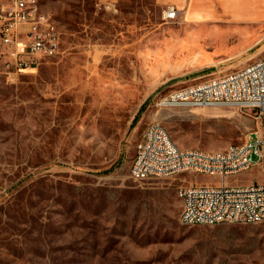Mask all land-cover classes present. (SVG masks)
Masks as SVG:
<instances>
[{
    "label": "rangeland",
    "instance_id": "rangeland-1",
    "mask_svg": "<svg viewBox=\"0 0 264 264\" xmlns=\"http://www.w3.org/2000/svg\"><path fill=\"white\" fill-rule=\"evenodd\" d=\"M117 1L106 11L94 0H40L60 28V52L14 82L0 77V264H264L262 222L181 223L178 185L218 176H130L150 121L202 150L258 128L232 107L156 102L260 58L264 22L193 40L156 0ZM226 180L264 183V174L253 166Z\"/></svg>",
    "mask_w": 264,
    "mask_h": 264
},
{
    "label": "built area",
    "instance_id": "built-area-1",
    "mask_svg": "<svg viewBox=\"0 0 264 264\" xmlns=\"http://www.w3.org/2000/svg\"><path fill=\"white\" fill-rule=\"evenodd\" d=\"M106 11H116V0H94ZM37 12V20H28ZM180 10L173 4L161 9L164 21H175ZM60 45V31L40 0H0V77L14 82L32 70L39 57H53ZM159 107L208 108L226 106L251 112L258 128L243 142L221 150L184 148L174 143L161 122L146 124L135 144L130 176L141 180L181 173H204L220 178L216 185L182 180L177 187L184 225L264 223V183L228 185L226 178L257 167L264 174V55L240 70L168 92ZM192 217V224H185Z\"/></svg>",
    "mask_w": 264,
    "mask_h": 264
},
{
    "label": "crops",
    "instance_id": "crops-1",
    "mask_svg": "<svg viewBox=\"0 0 264 264\" xmlns=\"http://www.w3.org/2000/svg\"><path fill=\"white\" fill-rule=\"evenodd\" d=\"M156 2L160 6L173 4L180 10L177 19L182 29L190 32L193 40L196 39L195 35L203 32H209L210 37H218L221 34L244 32L247 27L264 22V0H156ZM116 3L118 4L117 0ZM57 27L60 31L58 24ZM252 37L253 35H247V38ZM60 46L61 31L60 45L56 55L60 52ZM47 58L51 57H39L38 64L32 70ZM227 184L245 185L230 184L228 181Z\"/></svg>",
    "mask_w": 264,
    "mask_h": 264
},
{
    "label": "bare ground",
    "instance_id": "bare-ground-1",
    "mask_svg": "<svg viewBox=\"0 0 264 264\" xmlns=\"http://www.w3.org/2000/svg\"><path fill=\"white\" fill-rule=\"evenodd\" d=\"M28 20H37V12H29ZM260 223V222H255ZM185 224H192V217H185Z\"/></svg>",
    "mask_w": 264,
    "mask_h": 264
}]
</instances>
